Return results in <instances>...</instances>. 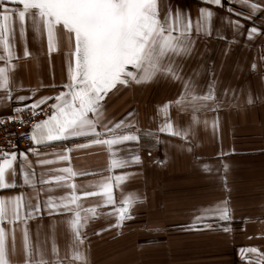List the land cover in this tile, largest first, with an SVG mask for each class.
<instances>
[{
    "label": "snow or ice",
    "instance_id": "snow-or-ice-1",
    "mask_svg": "<svg viewBox=\"0 0 264 264\" xmlns=\"http://www.w3.org/2000/svg\"><path fill=\"white\" fill-rule=\"evenodd\" d=\"M204 3L225 7L222 0H204ZM232 3L241 7L234 9ZM225 11L226 15L220 19L233 31L234 39L229 43L245 32L248 41L264 37V21H260V26L256 24L257 13L264 15V0H230ZM216 15L210 8L201 7L193 28L190 14H185L178 5L173 6L170 0H0V103L17 105L12 108L14 114L0 119V124L5 121L26 124L25 111L31 117H43L35 121L28 133L33 147L21 151L10 140L7 149L0 147V191L15 189L18 185L33 190L27 197L24 192L0 195V264H89L83 248L89 240L85 231L89 224L101 217L114 216L115 222H109L108 228L93 232L99 235L110 228L120 229L133 219L132 209L141 197L133 193L124 195L122 191L117 199L113 194L133 174L127 171L115 174L114 170L141 162L138 154L130 158L119 155L129 143L139 144L141 130L130 119L134 111L116 119L108 115L109 104L113 97L135 86L177 82L181 88L176 97L157 107V115H163L157 131L191 145L195 128L201 123L207 127L209 123L206 119L202 121L198 113L218 111L221 102L216 96L214 81L209 82L207 92L197 91L195 81L183 74V60L193 52L195 36L213 34ZM232 15L251 21L252 26L245 28ZM29 32L32 43L41 45L49 67L52 53L59 50L62 41L66 43V78L60 83L55 82L54 74L51 83L40 82L35 88L25 89L22 83L16 82L21 60L31 58L37 69L40 67L38 56L29 48ZM217 36L224 39L218 31ZM45 40L46 52L43 51ZM18 43L22 48L20 55ZM251 68L255 71L257 64L253 63ZM45 87L59 90L39 94ZM252 102L249 96L248 103ZM170 108L178 113L191 110L187 126L172 120ZM211 126L215 133L219 128L218 117L212 119ZM156 141L160 142L159 137ZM51 142H61V151L42 153L40 147H49ZM94 146L106 150L107 171L112 174L87 186H78L75 178L90 173L74 169L69 154ZM188 151H193V147H188ZM29 153L35 157L34 161ZM49 155L54 158H47ZM62 162H67V166H60ZM36 166L41 168L38 178ZM228 168L224 163L225 172ZM203 169L211 172L206 164ZM224 186L227 188L226 179ZM59 189L66 191L55 195ZM88 198L97 199L88 202ZM109 206L111 211H105ZM45 214L59 219L49 221L50 234L41 240L42 226L38 225L33 236L29 221L42 220ZM231 219L229 202L225 199L200 209L192 223L183 227L188 231L214 230V223ZM59 224L64 225L69 238L63 256L56 242ZM222 230L231 231L227 225ZM18 251L21 259L14 261ZM239 253L246 264H264V252L257 247H242Z\"/></svg>",
    "mask_w": 264,
    "mask_h": 264
},
{
    "label": "crops",
    "instance_id": "crops-1",
    "mask_svg": "<svg viewBox=\"0 0 264 264\" xmlns=\"http://www.w3.org/2000/svg\"><path fill=\"white\" fill-rule=\"evenodd\" d=\"M170 3L190 14L193 28L201 7L217 13L213 18V34L195 36L193 52L183 60V74L195 81L200 93L207 92L209 82L214 81L221 104L218 111L198 113L202 121L206 119L209 123L207 127L201 123L195 128L189 145L179 137L157 131L163 122V115H157V107L176 97L181 88L179 83L135 86L113 97L108 115L120 119L134 111L135 115L130 119L141 130L139 144L131 142L126 150L119 153L125 158L138 154L141 162L114 170L115 174L127 171L133 175L123 182L121 188L114 189L113 194L119 199L122 191L124 195L133 193L141 200L132 209L133 219L126 221L120 229L110 228L99 235L93 234L101 227L108 228L109 222L114 223V216L101 217L89 224L85 230L89 240L83 246L89 264H233L244 261L239 253L242 247H257L264 252V60H261L264 37L248 41L245 32L236 35L234 42L229 43L234 39L233 31L220 17L226 15L225 7L230 0H222L225 7L205 4L204 0H170ZM231 7L239 9L241 6L232 3ZM232 19H240L245 28L252 26L251 21L242 17L232 15ZM260 21H264V15L257 13V26H260ZM217 31L224 39L218 38ZM29 48L38 56L40 67L37 69L31 58L21 60L16 79L18 84L22 83L28 89L35 88L40 82L51 83L53 74L56 83L66 78L64 60L68 48L65 42L62 41L59 50L52 53L51 67L47 56L41 53V45L32 43L31 32ZM43 51L46 52V40ZM17 53L22 54L19 43ZM253 63L257 64L255 71L251 68ZM58 90L45 87L39 90V94L47 95ZM249 96L252 103H248ZM16 106L14 102L0 103V119L13 115L12 108ZM169 115L181 126H187L191 120V110L178 113L175 108H170ZM216 117L219 118V128L214 133L211 121ZM156 137H159V143ZM190 146L193 151H188ZM61 149V142L40 147L42 153L49 154ZM28 155L35 160L30 153ZM69 155L74 169L90 173L75 178L78 186H87L112 174L107 171L108 154L104 148L94 146ZM47 158L54 157L49 155ZM159 160L166 162L156 163ZM224 163L229 165L227 172L223 169ZM205 164L210 166L211 172L204 171ZM60 166H67V162ZM40 172V166H36L37 178ZM64 191L59 189L54 194L60 195ZM20 192H24L26 197L33 194L32 189L18 185L15 189L0 191V195ZM96 199L88 198V202ZM225 199L229 202L233 219L214 223V230H185L183 226L191 224L200 209ZM104 210L111 211V207ZM53 219L59 217L45 214L42 220H30L33 236L38 225L42 226L43 240L50 234L48 224ZM225 225L231 231L224 232L222 228ZM68 240L64 225H57L56 242L61 256L67 251ZM17 245L19 249V232ZM20 259L18 251L13 260Z\"/></svg>",
    "mask_w": 264,
    "mask_h": 264
},
{
    "label": "built area",
    "instance_id": "built-area-1",
    "mask_svg": "<svg viewBox=\"0 0 264 264\" xmlns=\"http://www.w3.org/2000/svg\"><path fill=\"white\" fill-rule=\"evenodd\" d=\"M18 115V114H17ZM27 123L20 125L17 122L5 121L4 124H0V147L8 148L7 141H12L16 144L17 148L21 151H25L30 147H33L32 141L28 133L32 128L35 121L42 119V115L31 117L28 111L23 113ZM9 133H15V135H9ZM233 264H246V261H235Z\"/></svg>",
    "mask_w": 264,
    "mask_h": 264
}]
</instances>
